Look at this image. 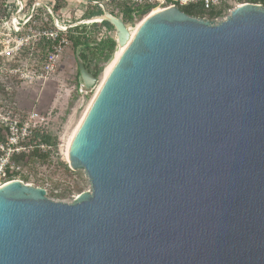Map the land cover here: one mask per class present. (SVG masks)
I'll return each mask as SVG.
<instances>
[{
    "label": "water",
    "instance_id": "1",
    "mask_svg": "<svg viewBox=\"0 0 264 264\" xmlns=\"http://www.w3.org/2000/svg\"><path fill=\"white\" fill-rule=\"evenodd\" d=\"M102 16L126 50L67 146L91 192L1 186L0 264H264V8Z\"/></svg>",
    "mask_w": 264,
    "mask_h": 264
},
{
    "label": "rangeland",
    "instance_id": "2",
    "mask_svg": "<svg viewBox=\"0 0 264 264\" xmlns=\"http://www.w3.org/2000/svg\"><path fill=\"white\" fill-rule=\"evenodd\" d=\"M148 1L156 4V0ZM50 2L51 5L59 4L60 9L54 12L49 7ZM168 4L154 9L165 8ZM243 4L264 8V4L257 0H223L220 18L211 19V15L204 12L197 19L218 22ZM95 6L122 19L112 0H34L29 8L23 0H0V100L7 106L18 105L22 109L35 107L43 113H51L50 132L55 139H52L55 145L48 153H35L49 154V157L27 156L21 161L23 172L19 175L25 177L24 183L44 189L47 198L59 202L73 203L79 195L91 192L85 171L71 167L67 159V145L104 82L105 66L113 54L109 61L101 64L96 89L81 92L79 62L65 33L76 25L90 27L96 23V28L91 27L95 36L118 39L116 28L113 25L112 29L103 27V21L99 20L101 17L85 18ZM149 14L126 22L129 31L140 26ZM56 34H60L61 41L54 47L55 60H50V52L43 49L44 38L54 39Z\"/></svg>",
    "mask_w": 264,
    "mask_h": 264
},
{
    "label": "trees",
    "instance_id": "3",
    "mask_svg": "<svg viewBox=\"0 0 264 264\" xmlns=\"http://www.w3.org/2000/svg\"><path fill=\"white\" fill-rule=\"evenodd\" d=\"M26 4V7H30L34 0H23ZM91 2V0H88ZM114 4H116L117 14H119L122 17V20L124 23L126 22H132L137 18H141L147 14H149L155 7L153 3H150L148 0H144L142 2H136L134 0H112ZM173 0H167L168 3L172 2ZM264 4V0H257ZM223 4V3H222ZM221 5L212 6L210 9H205L204 6L201 4L200 1L196 3H191L187 6H180V9L187 14L190 17L197 18L201 15H203L204 12H208L211 15V19H218L223 14V9L220 8ZM64 4H62V8H64ZM49 7L54 11L57 12L60 7L57 3H49ZM227 7V5H226ZM115 16V14L111 13ZM103 15V10L95 6V9L89 10V12L85 15V18L91 19V18H100ZM103 27H106L107 29H112L113 26L108 21H103L101 24ZM95 28L97 27L96 23L94 25ZM92 26L88 25H76L74 27H70L66 30V37L67 42L71 43L75 56L78 60V62H82L86 68L89 69L92 73L95 75H99V73L102 71L101 64L109 61L111 58L115 48H116V41L109 36L106 37H98L93 34V31L91 30ZM46 40V41H45ZM61 41L60 34H56V37L54 39H46L44 38V45L43 49L44 51L50 52V54L55 53L54 47ZM78 76L79 72H78ZM6 95V93H3ZM6 98V96H3ZM5 102H8L7 99L4 100ZM3 105V104H1ZM47 139L49 141L55 140L52 138V136H49ZM52 143V142H51ZM54 147V142L52 143ZM37 154H33L32 156H29V158H35ZM36 157L40 158H47L49 157V154H39ZM26 159V158H23ZM22 159V160H23ZM17 179L25 181V177L21 175H16ZM13 177L10 176V180H12ZM9 180V181H10Z\"/></svg>",
    "mask_w": 264,
    "mask_h": 264
},
{
    "label": "built area",
    "instance_id": "4",
    "mask_svg": "<svg viewBox=\"0 0 264 264\" xmlns=\"http://www.w3.org/2000/svg\"><path fill=\"white\" fill-rule=\"evenodd\" d=\"M198 1L205 9L223 3V0H173L164 7L187 6ZM165 3H168L167 0H156V7ZM20 5L22 6V3ZM55 58L54 53L50 54V60ZM1 104L3 101L0 100V187L10 181L19 180L15 177L23 172L21 165L23 158L36 152L48 153L53 147L52 141L47 139L52 136L51 113H43L35 107L22 109L18 105L11 107ZM10 176L13 177L12 180Z\"/></svg>",
    "mask_w": 264,
    "mask_h": 264
},
{
    "label": "bare ground",
    "instance_id": "5",
    "mask_svg": "<svg viewBox=\"0 0 264 264\" xmlns=\"http://www.w3.org/2000/svg\"><path fill=\"white\" fill-rule=\"evenodd\" d=\"M160 11H162L161 8H156V9H154V10L152 11L151 14H149L148 17H151V16L155 15V13H158V12H160ZM103 17H104V16H102L99 20L101 21ZM144 21H145V20H144ZM144 21H143V23H144ZM143 23H142V24H143ZM142 24H141L140 26H138L136 29H134L132 32H130V33H131V39H133V38L135 37V35L137 34V32H138L139 28L142 26ZM118 37H119V36H118ZM117 40H119V38H118ZM125 50H126V46H122L120 43H118L117 49H116L115 52L113 53L112 58L110 59V61H109V62L107 63V65L105 66V71H104V82L106 81L107 77H109V75L111 74V72L113 71V69L116 67V65H117L118 62L120 61V59H121L122 55L124 54ZM104 82H103L102 85L99 87L97 94L100 92L101 88L103 87ZM97 94H96L94 100L91 102L90 106L88 107V110H87L86 114L84 115L82 121L80 122V124H79L78 127L76 128V130H75V132L73 133V135L70 137V139H69V141H68V144H69V142L71 141V139L74 137V135L78 132L79 128L81 127V125H82V123H83V121H84V119H85V117H86V115H87V113H88L90 107L92 106V104L94 103V101H95V99H96V97H97ZM67 146H68V145H67Z\"/></svg>",
    "mask_w": 264,
    "mask_h": 264
}]
</instances>
